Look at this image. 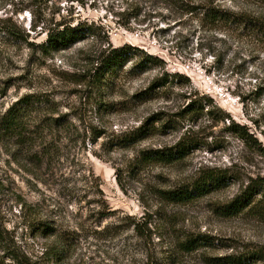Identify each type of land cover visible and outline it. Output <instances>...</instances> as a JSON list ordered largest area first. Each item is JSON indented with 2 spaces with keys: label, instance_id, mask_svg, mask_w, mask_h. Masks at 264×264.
Wrapping results in <instances>:
<instances>
[{
  "label": "rangeland",
  "instance_id": "1",
  "mask_svg": "<svg viewBox=\"0 0 264 264\" xmlns=\"http://www.w3.org/2000/svg\"><path fill=\"white\" fill-rule=\"evenodd\" d=\"M182 1L0 0V115L37 94L50 102L52 117L66 120L25 146L0 140V218L15 242L0 248V264H15L11 253L35 264H216L264 250V219L216 211L264 177V38L184 13L186 5L213 6L264 24V0ZM61 22L93 24L97 34L43 54L37 46L45 29ZM125 45L185 78L146 102L134 96L162 76L160 68L133 77V61L95 84L99 52ZM194 102L204 110L191 113ZM152 117L162 120L149 136L117 146L118 136ZM233 122L256 142L230 132ZM185 136L197 149L183 161L139 160L142 151L172 147ZM208 169L229 170L237 180L189 203L160 197ZM189 238L204 244L185 252L179 243Z\"/></svg>",
  "mask_w": 264,
  "mask_h": 264
},
{
  "label": "trees",
  "instance_id": "2",
  "mask_svg": "<svg viewBox=\"0 0 264 264\" xmlns=\"http://www.w3.org/2000/svg\"><path fill=\"white\" fill-rule=\"evenodd\" d=\"M181 2L183 5V1L179 0V3ZM184 13L195 14L201 22L209 20L213 24L243 27V29L250 30L253 34L261 35L264 38V24L246 21L234 13L223 11L213 6L197 9L186 5ZM248 22L250 25H247ZM33 28L35 29L36 25ZM45 30L46 40L37 46L45 55L65 51L82 41L93 38L97 34V28L94 30L93 24L89 25L85 22L76 25L61 22ZM9 34L15 37L13 33L9 32ZM28 44L35 46L34 43ZM133 61L134 63L130 70L133 77L141 76L156 68H160L163 71L160 78L150 83L146 90L134 96L135 99L143 102L151 100L153 97L151 94L166 87L174 79L185 78L180 73H172L168 70L164 71L165 63L157 56L147 53L136 46L125 45L118 48L109 46L99 52L96 59L98 65L96 64L93 81L95 84L97 82L104 84L106 79L116 77L128 63ZM51 110L50 102L43 95L28 94L23 96L5 113L0 115V140H15L14 145L25 146L27 143H33L38 139L39 130L44 131L51 127L55 129L64 127L66 125L65 117L54 118L52 115L55 114V111ZM188 110L191 113H199L204 110V107L201 104L197 106L196 102H194L188 106ZM159 120L162 119L152 117L135 131L118 136L117 146L128 148L144 140L154 130L153 122ZM167 124L163 125V128H167ZM229 131L235 133L249 144L256 142L244 126L233 122L229 127ZM100 135L101 133L97 134L98 137ZM196 149L197 146L193 141L185 136L172 147L142 151L139 160L147 164L159 163L169 165L183 161ZM236 180L237 177L229 170L208 169L203 171L191 184L175 188L174 190H160L159 195L169 203H189L216 191L228 188ZM216 211L220 216L225 218L238 216L247 211V213H252L264 219V177L251 179L250 183L238 195L227 204L217 206ZM10 235V232L5 228L0 218V248H6L9 244L15 243ZM199 242L201 241L198 239L189 238L180 242L179 247L185 252H193L204 244ZM11 256L15 264H35L25 255H21V253H11ZM216 264H264V250L230 254L218 258Z\"/></svg>",
  "mask_w": 264,
  "mask_h": 264
}]
</instances>
